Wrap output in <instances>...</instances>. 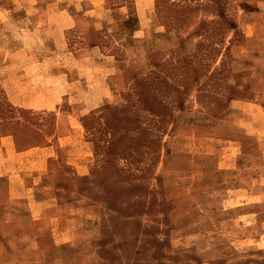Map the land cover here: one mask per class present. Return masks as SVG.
I'll use <instances>...</instances> for the list:
<instances>
[{
    "label": "rangeland",
    "instance_id": "374dc122",
    "mask_svg": "<svg viewBox=\"0 0 264 264\" xmlns=\"http://www.w3.org/2000/svg\"><path fill=\"white\" fill-rule=\"evenodd\" d=\"M8 104L56 151L26 193L0 176V264H264V0H0Z\"/></svg>",
    "mask_w": 264,
    "mask_h": 264
},
{
    "label": "crops",
    "instance_id": "0c3cea01",
    "mask_svg": "<svg viewBox=\"0 0 264 264\" xmlns=\"http://www.w3.org/2000/svg\"><path fill=\"white\" fill-rule=\"evenodd\" d=\"M5 90L10 101L16 106L32 109H49L50 107H52L51 105H48L46 101H43V103H41V101H38V103L29 102L30 97L26 93H24L22 89H20V87L18 88L16 83H7ZM65 137L67 136L58 134L57 146L59 148L66 147V144H63V141L66 140ZM55 151L56 147L53 143L50 145L33 146L27 149L17 150L10 135L2 136L0 138V176L8 177L9 193H26L25 190L29 186H31V180L28 181L27 177L34 176V173L28 167L24 168V166H22L25 165L23 161H30L31 164H34L35 162H38L40 164L42 162L43 169L45 168L46 170V160L47 158L54 156ZM69 151L70 153L75 154L78 150L70 148ZM60 152H62L61 149ZM30 157L32 159H29ZM15 168H19L20 173H16ZM38 171L39 172H36L35 175L40 174L41 171ZM18 190L22 191L19 192ZM29 202V204H32L34 206V208L38 205L35 200L30 199Z\"/></svg>",
    "mask_w": 264,
    "mask_h": 264
},
{
    "label": "trees",
    "instance_id": "16d2710c",
    "mask_svg": "<svg viewBox=\"0 0 264 264\" xmlns=\"http://www.w3.org/2000/svg\"><path fill=\"white\" fill-rule=\"evenodd\" d=\"M227 29L233 30V34H234L233 36L235 37V34H237L235 22L229 16H227L225 14H221L220 18L218 20H211V21L204 20V21H202L200 23V25L197 27L195 32H196V34H199L200 36H202V37H204L206 39L210 38V42H208L206 44V46L211 47L212 46L211 42H212L213 36L214 35H219L220 39L222 40L221 34L223 33V31H227ZM199 44H200V42L198 43V45ZM201 44L204 45V42L201 41ZM227 48L228 47H225V50ZM203 56H201V60H199L198 66L195 67V68H192L190 70V73H188L186 75L189 78V80L193 79V81H198L199 80L198 76H199V73H200L202 67L203 66L206 67L207 65H209V64H206L204 62L205 60H204ZM183 59H185V58H183ZM188 62H190V61H188ZM205 71H206V73L203 74V76H206L208 74V76H207L208 79L213 77L214 71H210V70H205ZM165 76H167V75H165ZM7 106H8L7 109L3 108V106L2 107L0 106V120L1 121L10 120V126H11V128L13 130L11 132H9V134H11V135H13L15 137V141L14 142H15L16 147L19 148L21 145H26V146L38 145L37 143L30 142L28 140H19V138H18L19 135L18 134L15 135V133H18V132L22 131L21 128H20L21 124L19 122L21 115H16V114L17 113H19V114L21 113L22 116L26 117V119H24V121L26 123L30 124L29 122L31 121V119L27 117L29 112L26 109L17 108V107L12 106L11 104H8ZM104 109L107 110V109H110V107L105 106ZM137 117H134V119H135L134 122L135 123L137 122V119H138ZM130 120H133V118L131 119V117H130ZM35 123H37V122H35ZM31 124H33V123H31ZM22 127L24 129L27 126H22ZM25 130H30V129L26 128ZM32 132L36 133L38 131L32 130Z\"/></svg>",
    "mask_w": 264,
    "mask_h": 264
}]
</instances>
